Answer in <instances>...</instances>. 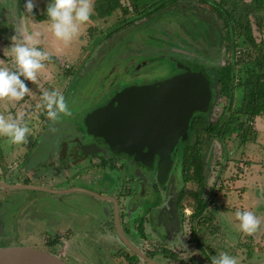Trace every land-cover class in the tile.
<instances>
[{
    "label": "flooded vegetation",
    "instance_id": "1",
    "mask_svg": "<svg viewBox=\"0 0 264 264\" xmlns=\"http://www.w3.org/2000/svg\"><path fill=\"white\" fill-rule=\"evenodd\" d=\"M106 1H91L93 13L84 25L88 31L95 33L99 25L101 29L105 28V32L111 26L116 28L100 41L99 35H91L88 41L93 40L96 47L89 54V59L81 60L79 69L74 70L76 65L68 64L56 75L50 69L51 64L59 62L58 57L53 59L49 55L43 61L44 68L37 74L35 83L26 82L30 92L23 100H0V115L10 114L14 117L18 110H23L24 121L30 129L26 142L19 144L0 136V199L4 205L0 210V220L4 223L0 245L34 246L32 242L38 238L40 243L34 247L52 252L70 264H88L84 253L91 251L87 244L89 239L98 247L106 242V246L113 249L107 254L113 264H211L212 257L221 252L235 257L237 264H264L260 257L264 253L260 247L263 241L258 236L242 232L237 219L227 223L221 217V213L227 209L242 208L241 211L250 210L257 218L259 204L252 203L248 207L243 202L240 206L237 205L238 201H242L240 199L229 204L231 198L220 197L221 193L218 192L229 188L225 176L220 174L218 178L211 175L217 167L219 170L223 168L225 174L230 169L228 164L231 158L235 159L237 152L245 156L241 150L250 143L247 140L240 144L236 140V132L229 133L227 137L221 134L217 137L211 131L216 122L225 126L231 120L230 112H225L229 98L221 94L220 70L232 66L236 73L234 84L239 83L244 68L239 64V59L246 50L236 55L232 40L238 44L246 40L245 37L238 39L231 34V29L225 26L223 18L216 12L219 9L216 0H185L184 4L196 3L208 14L205 20L209 40L204 42L202 52L193 50L190 45L195 39L187 37L188 43L182 50L179 46L163 42L162 36L156 32V43L150 44L145 40L134 48L129 46L123 49L122 57L128 61L127 66L125 63L122 68L126 66L125 70L129 71L133 67V71L121 81V85L109 88L106 96L99 93L91 111L75 115L76 112L68 105V99L77 95L73 86L78 82L79 75L88 71L94 58H97V63L99 58L102 59L103 55H99L102 44L107 42L112 46L126 28H154L159 22L155 16L167 11L169 5L163 6V0H113L115 7L103 13L99 3ZM177 1L176 8L180 9L181 2ZM47 2L34 0L33 15H30L24 11V0H0V66L12 68L14 65L11 45L21 40L16 31L21 18L26 33H39L35 37L38 40L35 46L43 51H51L54 40L50 21L45 15ZM115 13L120 15L114 23L100 24V19L107 20ZM168 29L169 35L181 33ZM256 34L261 40L260 33ZM13 36L16 41L11 39ZM174 38L179 40L178 34ZM79 41L82 44L86 39L83 37ZM172 41L175 42L174 39ZM138 57H141L139 64L135 62ZM158 62L176 66L178 71L174 75L184 72L200 74L211 90L208 111L196 112L192 116L187 139L180 138L172 152L174 162L169 171L160 166V159L165 156L166 150H162L158 143V149L151 147L153 141L163 139L162 118L158 113L159 96L149 93V90L141 92V87L173 76L153 78L147 67ZM120 64L117 61L114 70ZM52 90L62 92L69 109L68 115L58 113L56 120L46 116L42 104L37 107L41 92ZM128 90L137 92L126 95L124 92ZM223 97L226 102L215 119ZM113 99L115 104L110 107ZM240 101L241 98L237 99L236 95L233 106L236 107ZM98 109V134H92L89 129L93 132V128L87 126L86 117ZM197 121L201 124L196 126ZM241 121L246 122V118L243 116ZM255 121L252 124L256 129ZM106 125L111 126L112 135L104 131ZM255 135L256 138L259 136L257 132ZM218 139L221 142L219 146L216 143ZM230 140L237 143V151L229 145ZM188 146L198 147V154L203 157L201 181L196 175L195 166L184 164V153ZM240 174L246 180L247 173L241 170ZM23 191L27 194L22 195ZM216 197L220 198L218 202ZM200 201L205 209L198 215ZM37 202L46 207L42 214H37L33 209ZM17 204L15 212L13 206ZM48 204L57 208L47 211ZM93 204L99 205V216L87 222L85 213L92 210ZM259 223L263 225L258 222V229L261 227ZM23 231H29L30 235H27L31 242L20 235ZM31 233H36V236L31 237ZM247 236L257 237L256 241L249 242ZM185 256L187 260L183 259Z\"/></svg>",
    "mask_w": 264,
    "mask_h": 264
},
{
    "label": "rangeland",
    "instance_id": "2",
    "mask_svg": "<svg viewBox=\"0 0 264 264\" xmlns=\"http://www.w3.org/2000/svg\"><path fill=\"white\" fill-rule=\"evenodd\" d=\"M92 1V0H91ZM154 1V0H153ZM151 1V2H153ZM181 3H179L180 9L176 8V3H178L177 0H163V6L166 7L167 4L175 5V7L169 5L166 7L167 11L162 12V14H158L155 17H158L157 21L158 24L153 26L154 28H144V27H136V28H126L123 34L120 36V38L113 42V45L111 46V43H103L102 47L99 49V55H103L102 59L99 58V63H97V58H94L92 60L91 66L88 68V71L85 74L79 75L78 82L73 86L74 92L77 93V95H74L72 97H69L68 99V105L71 109H73L76 113L75 115H81L85 114L92 110V108L95 106V103H97V99L99 97V93L104 94L106 96L107 91L109 88H112L117 85H121V81L128 76L129 73L133 71V67H130L129 71H126L127 61L128 59L122 57V52H124L123 49L128 48L131 46L132 48L136 47L137 44L144 42L145 40H148L150 44L156 43L155 36L157 35L156 32H159V34L162 36L161 39L163 42H165L168 45L172 46H179L180 49H184L186 47V44L188 41L186 40L187 37L189 39H195V42L190 44L193 47V50H197L199 52H202L204 49V42H207L209 40V29H208V23H207V15L206 12L203 10V7H199L196 3H185V0H179ZM158 2H161V0H158ZM165 4V5H164ZM203 4V3H200ZM93 13V11H92ZM119 13H115L114 16L109 17L106 19H100V24L107 25L112 24L117 19L116 17L119 16ZM211 16V15H210ZM206 17V18H204ZM209 17V16H208ZM164 26H167L164 28ZM116 28V26H111V28H108V30L105 32V28L101 29V25H99V30L95 31H88L86 29V26L80 25V31L79 34L69 41L67 44H65L63 41L58 40L54 35L52 34V41L54 40V44H51L50 47L51 51H48L49 55L53 56V59L58 57V63L57 64H51L52 69H50V72H54V74H59L62 68H67L69 65L72 64L73 66L77 64L78 67L74 66V70L77 68L79 69L80 66H82L81 60L89 59L88 56L90 53H92L93 49H95V43L94 41H88L92 38V34L96 37V34L99 35V41L104 37V35H107L109 31H113ZM166 28H169L168 31H172L173 33L179 32L181 33H175L170 34L167 33ZM96 29V28H95ZM178 34L179 40L174 38ZM92 35V36H91ZM259 36V34H258ZM85 37L86 41H84L82 44L79 41V39ZM174 39L175 42L172 40ZM86 42H90V44H85ZM147 42V41H146ZM94 43V44H93ZM111 46V47H110ZM88 53V55H86ZM141 57L136 58V63L139 64ZM167 60V59H163ZM119 61L120 67L117 66L114 70L115 64ZM89 63V64H90ZM126 63V66L122 68V66ZM171 64L166 63H160L158 62L157 65H153L152 67H147L148 72L151 71V75L153 78L156 79H165L167 77H170L178 71V68L176 66L171 67ZM54 69V70H53ZM180 69V68H179ZM112 75H114L113 78H109ZM153 80V79H151ZM226 98L223 97L220 100L219 108L217 110V113L215 114V119L219 117L220 111H222V106L225 104ZM69 111V109H68ZM253 138V139H252ZM250 143H248V146L242 148L241 151H243L244 154L236 155V158H231V161L229 162L230 169L224 174L223 168L221 170L218 169L213 171L211 173L212 176H217L219 178V175H224L227 180V185L229 188H224L220 192V197H222L225 193V196H227L231 200L240 199L243 200L245 197L244 192H241V186L245 183L250 184V190L247 192L248 195H251V193H255L254 186L258 185L257 181L258 179L264 178V131L259 133V136L256 138L253 135L251 137L248 136ZM229 145L233 150H236L235 147L237 145L236 142L233 140L229 141ZM217 146L220 145L219 139L216 141ZM263 145V146H261ZM237 151V150H236ZM247 155L250 156L247 159ZM249 160L252 163L245 162ZM241 170L243 173H247V178L244 180V176H242ZM221 171V172H220ZM236 174L239 175V179L236 176ZM262 184V183H261ZM252 186V187H251ZM217 189V188H216ZM215 189V190H216ZM221 190V189H218ZM233 191V192H232ZM23 194L25 191L22 192ZM219 199V197L217 198ZM244 201V200H243ZM218 202V201H217ZM240 202V201H238ZM45 204L44 202H41ZM230 204V203H229ZM228 204V205H229ZM232 204V203H231ZM30 206L33 205L31 204ZM18 208V204L16 206H13V210L16 212ZM57 206L53 204H48V210L56 209ZM34 211L37 214H42L44 210H46L45 205H34ZM28 210V208H27ZM69 211L68 209L66 210ZM33 212V211H32ZM235 215V214H233ZM261 221H263L262 218H260ZM231 224V223H230ZM260 224V223H259ZM260 226L263 227V225L260 224ZM232 228V226H230ZM236 227V228H235ZM262 227L254 230L252 233L254 236H259L262 230ZM233 228L237 229V226L233 225ZM23 234H20L22 237H26L28 242H31L30 234H28L29 231L25 232L23 231ZM28 234V235H27ZM31 237L36 236L33 233H31ZM250 236V235H248ZM247 236V237H248ZM249 242L256 241L257 237H248ZM264 239V238H263ZM260 240L261 242L263 241ZM17 243V242H16ZM40 243L39 239L36 238L33 240L32 245H37ZM87 244L91 248V251L87 254L84 253V257L86 258V261H88V264H113V261L111 259H108L107 254L108 251L112 252L113 249H110L106 246V242H103L101 246H97L92 239H89ZM32 246V247H34ZM37 248V247H36ZM264 250V249H263ZM263 254V255H262ZM260 254V257L264 261V253ZM99 258V259H98ZM73 261V260H72ZM255 261V260H254ZM71 262V261H70Z\"/></svg>",
    "mask_w": 264,
    "mask_h": 264
},
{
    "label": "clouds",
    "instance_id": "3",
    "mask_svg": "<svg viewBox=\"0 0 264 264\" xmlns=\"http://www.w3.org/2000/svg\"><path fill=\"white\" fill-rule=\"evenodd\" d=\"M34 0H24V11L33 15ZM92 14L91 0H48L45 15L50 21V28L54 37L67 44L74 39L80 31V25L87 22ZM16 31L21 40L11 45L14 56L12 68L0 66V100L21 101L30 92L28 83H35L37 74L44 68L43 61L49 58V53L35 45L39 36L38 32L26 33L23 18L20 20ZM16 41V37L11 38ZM46 110V116L51 120L58 119V113L69 114L62 92L57 90L42 91L40 107ZM25 113L18 110L15 116L0 115V136L10 139L11 143L26 142V135L30 133L24 121ZM235 218L239 221V229L247 234H252L257 227L258 220L247 210L235 211ZM182 247H186L180 243ZM187 260L188 257H183ZM211 264H237L236 258L225 252L219 253L211 259Z\"/></svg>",
    "mask_w": 264,
    "mask_h": 264
},
{
    "label": "trees",
    "instance_id": "4",
    "mask_svg": "<svg viewBox=\"0 0 264 264\" xmlns=\"http://www.w3.org/2000/svg\"><path fill=\"white\" fill-rule=\"evenodd\" d=\"M114 7L113 0L99 3V9L103 13ZM216 7L219 8L216 12L223 18L225 26L231 29V34L238 39L243 37L246 39L238 44L234 42V39L232 40L235 54H242L244 49L246 52L240 55L239 59V64L244 66L239 83L234 84L236 73L232 66L220 70L221 94L229 98L225 112H230L231 120L225 126L221 122H216L211 131H214L213 134L217 137L220 134L227 137L229 133L236 132L237 139H235L240 144L246 143L249 140L248 136L256 134L252 122L257 116H264V0H216ZM255 29L262 36L261 40ZM236 95L237 99L241 98V101L234 107ZM243 116L246 122L241 121ZM198 123L201 124L197 121L196 126ZM198 152H200L198 147L188 146L184 153V164L187 166L193 164L196 175L201 181L204 160ZM204 209L205 205L200 201L197 214L200 215Z\"/></svg>",
    "mask_w": 264,
    "mask_h": 264
},
{
    "label": "water",
    "instance_id": "5",
    "mask_svg": "<svg viewBox=\"0 0 264 264\" xmlns=\"http://www.w3.org/2000/svg\"><path fill=\"white\" fill-rule=\"evenodd\" d=\"M137 90V89H136ZM141 92L149 90L158 98V113H161V129L163 133L162 141L152 142V149H158L156 143L166 150L165 156L160 159L161 168L169 171L173 165L174 158L172 152L176 149L180 138L186 140L188 137V129L192 116L196 112H206L211 102V90L203 77L196 72H184L162 80L151 85L141 87ZM137 92V91H136ZM133 91L124 92L126 95L136 93ZM161 95V100H160ZM118 102V100H117ZM115 99L109 106L113 107ZM108 110V109H104ZM101 110V111H104ZM99 111L94 110L86 118L87 126L93 128L92 134H98L99 129L96 123L99 117ZM154 109L152 113H154ZM104 115H108L104 113ZM107 124V122H106ZM97 128V129H96ZM104 131L112 135L110 125L104 127ZM104 132V133H105ZM105 133V134H106ZM166 135V138H164ZM4 207L0 199V210ZM92 212L99 214V205L93 204ZM4 223L0 220V235L3 231ZM0 264H70L60 256L47 250L21 244H5L0 245Z\"/></svg>",
    "mask_w": 264,
    "mask_h": 264
},
{
    "label": "crops",
    "instance_id": "6",
    "mask_svg": "<svg viewBox=\"0 0 264 264\" xmlns=\"http://www.w3.org/2000/svg\"><path fill=\"white\" fill-rule=\"evenodd\" d=\"M255 126H256V132L258 133V135H259V133L260 132H262V131H264V117H262V116H258L257 118H256V121H255ZM261 146H263V145H261ZM246 162H248L249 164L251 163L250 161H247V159H246ZM263 166H264V163H263ZM236 176H237V174H236ZM257 181H259L258 182V185H256V186H254V192L255 193H251V195H248L247 194V192L251 189L250 188V184H248V183H245V184H243L242 186H241V189H240V191L241 192H244V195H245V197L243 198V200L242 201H240V203L239 202H237V205H240V204H242L243 202H245L246 204H247V206L248 207H250V204H259V207H260V210L258 211L259 212V217H255L257 220H258V222H261L262 224H263V227H262V230H261V234L258 236V239H260V240H262L263 238H264V178L261 180V179H258ZM262 183V184H261ZM252 187V186H251ZM233 192V191H232ZM224 194V196H225V193H223ZM226 198H228L227 196H225ZM221 199H224V198H221ZM215 200H220V198L219 199H217V197L215 198ZM236 200V199H235ZM235 200H230L229 201V203H233V202H235ZM236 203V202H235ZM239 203V204H238ZM217 205L219 204V203H216ZM240 206H242V205H240ZM244 206H246V205H244ZM224 208V207H223ZM242 209V208H241ZM241 209H238V210H241ZM237 210V208H235L234 210L233 209H227V210H225V211H221L222 213H221V217L223 218V221H226L227 223L228 222H232V220H234V219H236L235 218V215H233V214H235V211ZM243 211V210H242ZM248 211V210H247ZM250 211V210H249ZM251 212V211H250ZM252 213V212H251ZM253 214V213H252ZM85 215H86V217L85 218H87V222H90L89 221V219H95L96 217H98L99 216V214L98 213H96V212H92V211H88V212H86L85 213ZM84 215V216H85ZM254 216H255V213H254ZM64 217H65V215H64ZM260 218H262L263 219V221H261L260 220ZM260 227V228H261ZM259 228V229H260ZM260 247L261 248H263L264 249V239H263V242L260 244Z\"/></svg>",
    "mask_w": 264,
    "mask_h": 264
}]
</instances>
